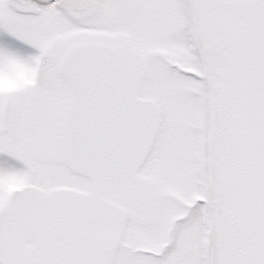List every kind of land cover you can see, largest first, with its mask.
Segmentation results:
<instances>
[{"label":"snow or ice","instance_id":"1","mask_svg":"<svg viewBox=\"0 0 264 264\" xmlns=\"http://www.w3.org/2000/svg\"><path fill=\"white\" fill-rule=\"evenodd\" d=\"M0 264H264V0H0Z\"/></svg>","mask_w":264,"mask_h":264}]
</instances>
